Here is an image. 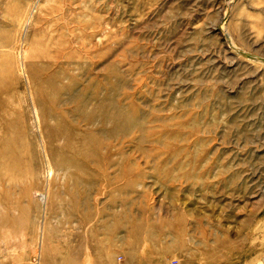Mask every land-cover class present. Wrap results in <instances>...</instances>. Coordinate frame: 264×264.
I'll return each mask as SVG.
<instances>
[{
  "label": "rangeland",
  "instance_id": "obj_1",
  "mask_svg": "<svg viewBox=\"0 0 264 264\" xmlns=\"http://www.w3.org/2000/svg\"><path fill=\"white\" fill-rule=\"evenodd\" d=\"M0 264H264V0H0Z\"/></svg>",
  "mask_w": 264,
  "mask_h": 264
},
{
  "label": "bare ground",
  "instance_id": "obj_2",
  "mask_svg": "<svg viewBox=\"0 0 264 264\" xmlns=\"http://www.w3.org/2000/svg\"><path fill=\"white\" fill-rule=\"evenodd\" d=\"M161 249H163V248H161ZM166 262V261H165Z\"/></svg>",
  "mask_w": 264,
  "mask_h": 264
}]
</instances>
